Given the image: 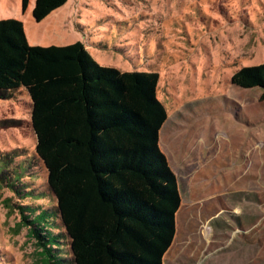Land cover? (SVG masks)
<instances>
[{
    "label": "rangeland",
    "instance_id": "rangeland-1",
    "mask_svg": "<svg viewBox=\"0 0 264 264\" xmlns=\"http://www.w3.org/2000/svg\"><path fill=\"white\" fill-rule=\"evenodd\" d=\"M33 6L0 0V21H21L29 46L82 42L99 66L158 73L160 148L182 199L163 264H264V104L231 84L264 63V0H68L40 23ZM19 96L0 100V167L29 169L36 137ZM30 169L24 200L0 182V264H45L18 206L54 211L55 199Z\"/></svg>",
    "mask_w": 264,
    "mask_h": 264
},
{
    "label": "trees",
    "instance_id": "trees-1",
    "mask_svg": "<svg viewBox=\"0 0 264 264\" xmlns=\"http://www.w3.org/2000/svg\"><path fill=\"white\" fill-rule=\"evenodd\" d=\"M67 1L34 0L32 19L43 22ZM27 42L21 21H0V100L29 98L36 137L29 169L11 161L0 182L24 200L32 194L22 176L44 170L54 211L18 206L44 263L163 264L182 199L159 147L168 114L158 73L99 66L82 42ZM231 84L260 89L264 104V63L238 69Z\"/></svg>",
    "mask_w": 264,
    "mask_h": 264
},
{
    "label": "crops",
    "instance_id": "crops-1",
    "mask_svg": "<svg viewBox=\"0 0 264 264\" xmlns=\"http://www.w3.org/2000/svg\"><path fill=\"white\" fill-rule=\"evenodd\" d=\"M66 3H67V2H66ZM64 6H65V5H64ZM64 6H63V7H64ZM60 9H61V8H60ZM60 9H59V10H60ZM57 11H58V10H57ZM57 11H56V12H57ZM54 12H55V11H54ZM86 50H87V49H86ZM87 51H88V53H90L89 50H87ZM159 139H160V138H159ZM159 144H160V140H159ZM160 146H161V144H160ZM160 146H159V147H160ZM160 149H161V148H160ZM161 151H162V149H161ZM162 152H163V151H162ZM163 153H164V152H163ZM164 154H165V153H164ZM165 155H166V154H165ZM166 157H167V155H166ZM167 159H168V158H167Z\"/></svg>",
    "mask_w": 264,
    "mask_h": 264
}]
</instances>
